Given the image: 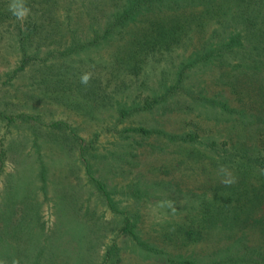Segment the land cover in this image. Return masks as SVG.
I'll use <instances>...</instances> for the list:
<instances>
[{
    "label": "rangeland",
    "instance_id": "obj_1",
    "mask_svg": "<svg viewBox=\"0 0 264 264\" xmlns=\"http://www.w3.org/2000/svg\"><path fill=\"white\" fill-rule=\"evenodd\" d=\"M127 5L56 0L42 31L24 45L8 23L0 26V261L103 264L115 247L117 264H234L220 260L237 243L262 250L264 264V204L248 208L250 193L243 220L231 225L232 213L222 208L224 193L213 189L232 177L196 162L186 155L188 147L171 138L193 129L204 138L216 136L213 104L189 109L174 96L141 109L182 71L187 88L207 95L222 91L216 82L227 77L225 65H191L208 44L212 25L203 34L193 28L172 50L145 54L135 74L117 58L140 45L137 39L159 11L146 5L122 27L116 21ZM87 72L92 79L81 84ZM135 127L156 133L131 132ZM200 148L208 151L206 144ZM92 176L105 184L116 210ZM209 210L218 217L215 224L207 222ZM128 220L137 237L126 232Z\"/></svg>",
    "mask_w": 264,
    "mask_h": 264
},
{
    "label": "trees",
    "instance_id": "obj_2",
    "mask_svg": "<svg viewBox=\"0 0 264 264\" xmlns=\"http://www.w3.org/2000/svg\"><path fill=\"white\" fill-rule=\"evenodd\" d=\"M55 1L24 0L30 12L21 21L9 11L8 5L11 0H0V26L8 23L7 27L13 28L12 31L19 35V41L24 45L34 34L42 31L48 21L49 12L54 10ZM184 1L128 0L125 11L118 15L116 21L118 25L124 27L128 22L136 20L146 5L158 10L159 18L149 21L152 28L143 38L137 39L140 45H132V48L135 47L134 50L130 48L126 52H121L124 57L117 60L119 64L127 63L132 72L137 74L145 54L172 50L176 42H179L193 28L197 33L203 34L207 31L205 25L208 27L212 25V29L209 28L208 44L204 47L202 54H198L199 59L191 65L215 61L225 65L227 68L224 73L227 77L222 79V83L219 80L216 82L217 86L222 87L224 93L219 90L213 92L211 96L200 88H187L184 85L187 75L182 71L174 85L168 86L166 91L158 97L145 99L141 109L152 110L174 96L183 98L178 105L189 109H195L200 102L208 101L207 103L213 104L215 115L212 128L216 136L204 138L199 131L193 129L183 133V136H171V138L180 141L182 146L188 147L186 155L189 157L191 155L196 162H205L232 177L227 179L229 183L225 182L219 188L213 189L217 190L218 194L224 193L225 203L222 208L229 215L232 213L233 220L230 222L232 225L233 222L240 223L243 220L241 212L247 211L243 203L250 193L254 194V200L250 201L253 207H250L249 203L248 208L261 207L264 204V0H189L190 3L187 6ZM191 9H197L199 12L191 13ZM35 13L37 16L33 17ZM28 58L30 57L26 55L22 67H25ZM126 113V110L122 111V115ZM221 127L225 128L224 132L219 130ZM131 132L145 136L156 133L144 127L131 128ZM200 144H206L208 151L204 152ZM92 180L108 205L116 210L105 184L94 176ZM256 180L261 181L262 186L255 187ZM205 196L200 199L205 200ZM203 204L210 207V204L206 202ZM207 214L210 216L207 218L209 224L219 221L218 217L212 214V210H209ZM229 215H226L223 225L227 224ZM193 225L194 222L190 220L188 226ZM125 230L137 237L133 221H127ZM246 248L242 244L233 243L220 261L234 264L250 261L253 264H261L259 253L262 250ZM116 255L117 250L112 247L105 256L103 264H117ZM173 263L201 264L196 259H175Z\"/></svg>",
    "mask_w": 264,
    "mask_h": 264
},
{
    "label": "clouds",
    "instance_id": "obj_3",
    "mask_svg": "<svg viewBox=\"0 0 264 264\" xmlns=\"http://www.w3.org/2000/svg\"><path fill=\"white\" fill-rule=\"evenodd\" d=\"M9 11L12 13L14 17L18 20H24L30 12V9L24 3V0H11L8 5ZM92 79V73L87 72L81 75L80 83L84 85H88ZM230 181H226L229 183ZM0 264H5V262L0 261ZM13 264H19L18 261L14 260Z\"/></svg>",
    "mask_w": 264,
    "mask_h": 264
}]
</instances>
